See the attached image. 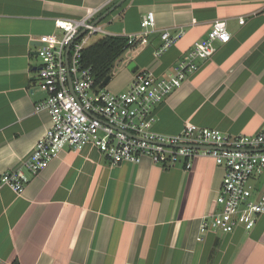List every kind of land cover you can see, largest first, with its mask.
<instances>
[{"label": "crops", "instance_id": "obj_1", "mask_svg": "<svg viewBox=\"0 0 264 264\" xmlns=\"http://www.w3.org/2000/svg\"><path fill=\"white\" fill-rule=\"evenodd\" d=\"M118 0H0V174L21 167V194L0 189V264H264V214L246 230L208 231L197 239L224 169L210 156H195L188 170L143 157L111 164L91 147H65L36 174L23 166L50 125L36 81L37 38L60 33L57 18H78ZM153 11L146 43L126 51L105 86L125 91L135 74L170 72L214 20L231 39L198 60V69L154 107L153 130L178 134L186 123L230 135L257 133L264 124V0H125L99 25L109 35L141 32ZM244 18L243 23L239 19ZM94 19V20H95ZM184 33L162 54L163 30Z\"/></svg>", "mask_w": 264, "mask_h": 264}, {"label": "built area", "instance_id": "obj_2", "mask_svg": "<svg viewBox=\"0 0 264 264\" xmlns=\"http://www.w3.org/2000/svg\"><path fill=\"white\" fill-rule=\"evenodd\" d=\"M98 12L95 9L78 18H57L54 25L60 33L37 38L41 63L35 81L46 96L35 103V111L47 110L50 125L34 143L23 166L36 174L65 147L76 151L94 148L111 164L139 163L147 157L168 167L181 165L185 170L192 167L195 156H210L224 169L215 199L219 209L209 218H201L197 239L201 240L208 231L251 229L264 214V124L253 135H230L193 123H186L174 135L152 128L156 122L154 107L198 69V60L215 53L216 43L231 39L225 21L214 20L206 36L195 41L165 76L148 70L138 72L125 91L116 93L97 85L91 68L81 63L82 51L91 43V36L106 35L94 22ZM243 22L244 18H240L239 23ZM140 26L141 32L126 36L129 46L124 53L138 40L141 44L147 42L155 28L153 11L142 15ZM183 33V28L175 32L163 30L162 42L154 54H162ZM27 181L21 167L7 170L0 174V189L6 185L21 194Z\"/></svg>", "mask_w": 264, "mask_h": 264}, {"label": "trees", "instance_id": "obj_3", "mask_svg": "<svg viewBox=\"0 0 264 264\" xmlns=\"http://www.w3.org/2000/svg\"><path fill=\"white\" fill-rule=\"evenodd\" d=\"M127 40L126 36L101 35L83 49L82 66L91 68L97 85L112 74L115 61L129 46Z\"/></svg>", "mask_w": 264, "mask_h": 264}, {"label": "water", "instance_id": "obj_4", "mask_svg": "<svg viewBox=\"0 0 264 264\" xmlns=\"http://www.w3.org/2000/svg\"><path fill=\"white\" fill-rule=\"evenodd\" d=\"M125 0H118L113 5H111L108 9H106L100 16H98L94 22L99 23L102 21L107 15H109L111 12H113L116 8H118ZM69 47L67 48L66 52H68ZM37 54V52H36ZM111 79V76H107L102 83L100 84V87L106 86L109 80Z\"/></svg>", "mask_w": 264, "mask_h": 264}, {"label": "rangeland", "instance_id": "obj_5", "mask_svg": "<svg viewBox=\"0 0 264 264\" xmlns=\"http://www.w3.org/2000/svg\"><path fill=\"white\" fill-rule=\"evenodd\" d=\"M100 36H101V34H99V33H96V34L92 35L90 40H89V42L96 40Z\"/></svg>", "mask_w": 264, "mask_h": 264}]
</instances>
